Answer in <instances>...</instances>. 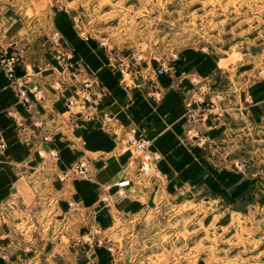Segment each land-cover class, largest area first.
Listing matches in <instances>:
<instances>
[{"label": "crops", "instance_id": "1", "mask_svg": "<svg viewBox=\"0 0 264 264\" xmlns=\"http://www.w3.org/2000/svg\"><path fill=\"white\" fill-rule=\"evenodd\" d=\"M10 5L6 11L22 14L0 12V53L18 56L13 76L0 64V264H119L107 242L121 219L155 204L214 194L239 200L247 192L248 174L234 157L264 122L262 51L233 59L189 50L160 75L156 59L145 56L133 78L120 69L131 46H102L106 39L81 31L66 5ZM88 87L100 103L70 106ZM102 111L112 117L110 129ZM131 133L152 140L158 176L139 173L138 156L125 146ZM54 149L59 162L40 154ZM80 161L91 164L100 185L63 178ZM124 173L136 194L107 206L105 185ZM93 230L102 240L96 245L88 242Z\"/></svg>", "mask_w": 264, "mask_h": 264}, {"label": "rangeland", "instance_id": "2", "mask_svg": "<svg viewBox=\"0 0 264 264\" xmlns=\"http://www.w3.org/2000/svg\"><path fill=\"white\" fill-rule=\"evenodd\" d=\"M17 1L32 0H0V12L21 15L5 9ZM47 1L69 7L89 36L131 46V56L142 60L148 56L160 64L189 50L233 53V59L264 53V0ZM257 130L258 137L244 141L234 157L249 177L241 199L214 194L180 205L155 204L136 219H121L107 242L118 263L158 264L164 247V264H264V122ZM88 242H102L97 231L89 232Z\"/></svg>", "mask_w": 264, "mask_h": 264}, {"label": "built area", "instance_id": "3", "mask_svg": "<svg viewBox=\"0 0 264 264\" xmlns=\"http://www.w3.org/2000/svg\"><path fill=\"white\" fill-rule=\"evenodd\" d=\"M59 33H55L58 36ZM101 45L110 49V44L106 40H102ZM61 59V57H58ZM130 62L124 66H121V70L126 75H131V77H136L137 75V62L142 60V56L138 54H129ZM178 58L173 56L172 60L169 62H162L156 70L157 75L164 74L168 71L170 63H173ZM18 56L17 55H5L0 53V64L6 69L9 76H13L17 67ZM34 97L41 98L42 94L39 91L33 92ZM20 98L28 99L29 95L26 90L19 91ZM100 103V94L92 91L90 87L83 90L81 98L71 99L69 102L70 106H81L82 109L91 108L93 105H98ZM103 118L106 124V128H111L112 117L109 112L102 111ZM48 140V138H45ZM125 146L130 148L138 156V170L143 177L148 176H158V171L156 170V161L158 157L155 153L151 152L152 140L148 137L139 136L135 133L129 134L125 139ZM41 156L46 160H53L55 162L60 161V153L57 150H50L49 152H40ZM238 163V162H237ZM239 165V164H237ZM63 178L77 177L87 180L92 185H100L92 166L87 161H80L72 166L66 168L64 171ZM108 192L106 195L102 196V200L107 206H113L116 202L121 200L131 199L137 192V187L135 186L134 180L127 174L124 173L119 179H117L112 184L105 185ZM111 188L115 189L114 194L110 195L109 190ZM71 207H75L73 201L69 202ZM95 230L91 231L94 233Z\"/></svg>", "mask_w": 264, "mask_h": 264}, {"label": "water", "instance_id": "4", "mask_svg": "<svg viewBox=\"0 0 264 264\" xmlns=\"http://www.w3.org/2000/svg\"><path fill=\"white\" fill-rule=\"evenodd\" d=\"M151 205H153V202H151Z\"/></svg>", "mask_w": 264, "mask_h": 264}]
</instances>
